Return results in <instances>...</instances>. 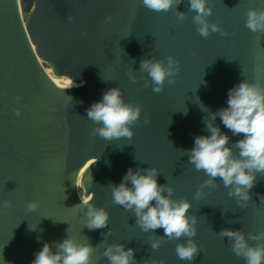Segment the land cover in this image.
<instances>
[{"label":"water","instance_id":"1","mask_svg":"<svg viewBox=\"0 0 264 264\" xmlns=\"http://www.w3.org/2000/svg\"><path fill=\"white\" fill-rule=\"evenodd\" d=\"M209 6L208 19L228 35L201 37L188 0L168 12L149 10L141 0H0V202L12 205H0V264H31L45 242L62 241L68 230L96 248L93 264H108L102 256L108 243L133 248L138 264H189L175 254L183 238L153 250L150 239L163 236V229L141 231L134 214L113 203L110 184H119L130 167H156L158 183L173 187V199L191 201L201 251L190 264H244L216 233L264 232V174L257 173L247 208L236 205L219 178L218 187L196 200L207 177L181 150L193 146L195 135L208 134L200 103L216 111L239 81L264 85V31L245 26L247 11L264 10V0H209ZM178 12L185 14L182 21ZM168 56L180 62V71L156 93L145 86L140 60ZM68 78L76 86L62 91ZM113 87L142 114L133 138L108 142L91 135L97 125L86 109ZM216 123L230 143L240 138ZM78 176L83 192L76 195ZM89 195L109 212L106 228L85 226L81 203ZM29 202L38 205L35 211L26 210Z\"/></svg>","mask_w":264,"mask_h":264},{"label":"clouds","instance_id":"2","mask_svg":"<svg viewBox=\"0 0 264 264\" xmlns=\"http://www.w3.org/2000/svg\"><path fill=\"white\" fill-rule=\"evenodd\" d=\"M183 0H141L142 6L155 12H168ZM189 10L193 11V23L201 37L207 38L211 33L221 30L217 23L208 19L213 14L209 0H188ZM184 13L178 12L179 20L184 19ZM245 26L253 33L264 31V10L250 8L246 13ZM71 21L72 17L68 16ZM107 19H110L108 17ZM180 62L173 56L165 60L143 58L140 60V71L146 74L145 86L151 84L152 90L159 93L165 83H174L180 71ZM130 82L135 83L132 69L127 72ZM68 89L76 85L68 78ZM71 98V97H70ZM226 106L212 111L202 103L199 107L206 113L202 123L207 135H195L193 146L186 153L188 163L198 172L207 177L197 188L194 199H205V189L219 186L217 178L223 187L228 189V196L233 198L236 205L247 208L251 200L250 189L254 187L257 173L264 174V85L244 79L234 84L226 92ZM19 115V109H16ZM185 114L187 110H184ZM87 119L97 126L91 135L99 136L111 142L121 138L131 139L134 136L133 125L141 118L142 108L139 104L126 102L121 89L113 87L102 93L100 100L90 104L86 109ZM219 119L232 136L240 138L231 142V137L221 130L216 123ZM149 121L146 118L144 123ZM96 161H89V164ZM87 167V165H86ZM159 170L156 167L128 168L119 184H110L112 201L130 211L136 217V224L141 231L147 233L156 229H163L164 235L150 239L153 250L161 247L165 240H181L175 246V254L181 261L190 262L201 251L196 243L198 219L189 213L191 201L187 199H173L174 189L167 184L158 183ZM91 179V177H90ZM80 177H77L76 187H79ZM261 202L264 203V199ZM92 196L84 200L81 205L86 206L85 226L90 229L106 228L110 221L109 212L103 207L92 203ZM5 208L11 207L8 200L0 202ZM38 205L29 202L28 212L35 211ZM112 234L111 229L107 233ZM226 238L231 251L243 259L244 264H264V244H252L250 241L264 240V232L245 234L241 229L222 228L216 233ZM166 238V239H165ZM54 249V250H53ZM96 251L87 238L80 241L69 234L60 242L52 244L45 242L40 250L34 253L31 264H93L92 255ZM108 264H138L135 250L126 248L121 243H108L102 252ZM2 260V257H0ZM3 264V261H2ZM144 264H164L163 260L151 259Z\"/></svg>","mask_w":264,"mask_h":264},{"label":"rangeland","instance_id":"3","mask_svg":"<svg viewBox=\"0 0 264 264\" xmlns=\"http://www.w3.org/2000/svg\"><path fill=\"white\" fill-rule=\"evenodd\" d=\"M80 193H82V189H81V186L79 185V189L78 187L75 188V194L78 195Z\"/></svg>","mask_w":264,"mask_h":264},{"label":"bare ground","instance_id":"4","mask_svg":"<svg viewBox=\"0 0 264 264\" xmlns=\"http://www.w3.org/2000/svg\"><path fill=\"white\" fill-rule=\"evenodd\" d=\"M78 189H79V187H78ZM83 192V191H82Z\"/></svg>","mask_w":264,"mask_h":264}]
</instances>
